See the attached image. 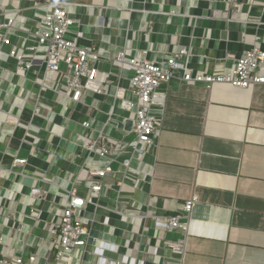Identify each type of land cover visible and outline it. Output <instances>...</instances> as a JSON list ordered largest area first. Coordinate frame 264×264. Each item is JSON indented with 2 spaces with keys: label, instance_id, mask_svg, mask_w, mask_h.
Returning <instances> with one entry per match:
<instances>
[{
  "label": "crops",
  "instance_id": "crops-1",
  "mask_svg": "<svg viewBox=\"0 0 264 264\" xmlns=\"http://www.w3.org/2000/svg\"><path fill=\"white\" fill-rule=\"evenodd\" d=\"M57 3L79 21L71 30L82 33L78 44L99 53L90 63L102 94L74 101L55 92L44 45L31 69L9 58L11 48L35 45L29 35ZM10 18L17 22L0 56V252L52 262L51 230L75 184L94 198L81 211L90 238L59 264H264V83L208 88L181 70L162 86L157 145L144 163L127 173L124 144L102 191L92 194L88 183L90 169L107 165L100 146L114 151V141L133 137V112L117 97L133 74L129 61L186 48L184 70H229L254 44L264 49V0H0V21ZM119 52L124 63L114 60ZM15 158L26 163L13 167ZM172 215H183L187 230H166L162 218Z\"/></svg>",
  "mask_w": 264,
  "mask_h": 264
},
{
  "label": "built area",
  "instance_id": "built-area-1",
  "mask_svg": "<svg viewBox=\"0 0 264 264\" xmlns=\"http://www.w3.org/2000/svg\"><path fill=\"white\" fill-rule=\"evenodd\" d=\"M17 19L10 18L7 22L0 21V56L3 47L8 42L5 30L16 25ZM79 21L71 18L60 3L55 4L40 20L38 29L29 35L35 45H28L22 51L13 47L9 51V58L16 60L17 67L31 69L34 66L33 59L38 54L40 46H46L44 54V67L46 72L57 73V80L52 87L57 93L67 95L74 101H81L86 92L102 94L104 92V80L99 76L98 69L90 63L91 58L98 60L99 53L92 48L81 46L78 39L81 32L72 34V28ZM261 40V37H257ZM189 55L186 48L177 51H166L160 60H150L139 56L133 57L129 64L133 74L127 87L118 88L117 97L121 98L123 108L133 112L132 128L129 134L133 137L126 141H114L115 149L111 151L105 145L100 146L99 155L107 162L102 169H90L88 183L94 195L99 194L105 186L104 179L114 170L112 157L122 145L131 149L130 157L122 161L126 172L130 170L133 161L144 163V157L149 150L156 147L155 138L159 134L160 117L157 111L161 109L163 97L162 86L177 73L184 81L204 83L211 88L216 83H228L238 88H249L255 84L264 83V49L254 44L240 57H236L233 66L227 70L215 72L209 75L192 74L183 63L184 57ZM118 63H124V52H119L114 59ZM67 70H63V67ZM130 91L132 97L125 98V92ZM86 128L91 127L89 120L83 122ZM100 138H103L102 135ZM26 160L15 158L13 167L25 164ZM147 163V162H146ZM111 183V182H110ZM120 188L122 182L113 183ZM40 193L38 189L33 191ZM68 202L61 209L58 218L53 224L52 232L56 235L53 241L55 248L54 260L49 264H59L70 252L78 247H86L90 238V229L81 211L86 204L94 203L92 196L85 198L78 192V187L73 184L68 190ZM198 198L194 196L188 200L183 209L191 213ZM163 227L168 231L187 230L188 221L183 215L164 216ZM179 249L182 247L177 246ZM35 256L26 258L23 255H8L0 252V264H37ZM164 264H174L165 262Z\"/></svg>",
  "mask_w": 264,
  "mask_h": 264
},
{
  "label": "water",
  "instance_id": "water-1",
  "mask_svg": "<svg viewBox=\"0 0 264 264\" xmlns=\"http://www.w3.org/2000/svg\"><path fill=\"white\" fill-rule=\"evenodd\" d=\"M129 124H131V122H129Z\"/></svg>",
  "mask_w": 264,
  "mask_h": 264
},
{
  "label": "rangeland",
  "instance_id": "rangeland-1",
  "mask_svg": "<svg viewBox=\"0 0 264 264\" xmlns=\"http://www.w3.org/2000/svg\"><path fill=\"white\" fill-rule=\"evenodd\" d=\"M104 87V86H103Z\"/></svg>",
  "mask_w": 264,
  "mask_h": 264
}]
</instances>
